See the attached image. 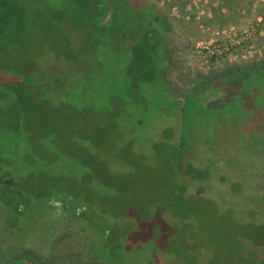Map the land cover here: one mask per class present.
Instances as JSON below:
<instances>
[{"label": "rangeland", "instance_id": "obj_1", "mask_svg": "<svg viewBox=\"0 0 264 264\" xmlns=\"http://www.w3.org/2000/svg\"><path fill=\"white\" fill-rule=\"evenodd\" d=\"M140 1L165 21V74L180 102L185 93L211 79L264 63V9L260 15L249 13V23L243 27L225 21L205 27L191 22L185 6L175 11L177 0ZM33 9L28 7L29 18L18 28L17 39L28 46L22 52L38 60L43 74H50L52 66L62 69L66 86L74 87L72 101L62 93L54 105L39 106L44 119L41 130L54 139L46 153L49 159L52 154L59 160L62 153L78 162L77 175L57 169V177L65 182H41L38 189L59 190L86 202L89 215L100 225H114L111 246L120 260L130 264H145L148 259L151 264H264V207L251 209L249 205L251 197L264 196V149L252 150L249 129L245 134L237 127L231 132L220 129L214 135L213 150L207 151L208 145L203 144L195 156L188 150L180 160L175 146L182 143L177 137L182 104L176 116L164 118L161 125L154 121L151 127L143 120L151 113L138 111L140 104L128 95L123 100L129 103L125 113L136 111L142 126L139 120L126 118L121 128L120 118L126 116L113 100L115 79H110L109 89L98 85L91 73L95 62L86 44L97 37L90 31L64 27L60 35V26L50 25L41 13L30 16ZM249 24L258 25L252 41L210 66L199 65L198 42L207 40L213 30ZM86 76H91L89 81ZM135 82L140 92L141 81ZM97 86L103 87L100 96L93 94ZM166 127L171 131L163 134L161 129ZM38 227L27 239L0 238L4 256L0 259L5 264H96L87 258L88 248L81 243L90 235L87 226L63 219L49 238L43 236L45 228ZM12 242L18 245L15 250L9 247Z\"/></svg>", "mask_w": 264, "mask_h": 264}, {"label": "trees", "instance_id": "obj_2", "mask_svg": "<svg viewBox=\"0 0 264 264\" xmlns=\"http://www.w3.org/2000/svg\"><path fill=\"white\" fill-rule=\"evenodd\" d=\"M32 6L30 16L41 13L50 25L60 26V35L64 27L90 31L97 37L86 44L95 62L91 73L98 85L106 84L109 89L113 85L110 79H115L113 100L119 102L122 115L126 116L120 118L121 125L126 118L139 120L136 111L125 113L129 103L123 100L127 95L140 104L138 111L151 113L143 119L151 127L154 121L161 125L164 118L176 116L178 105L182 104L181 130L177 136L182 143L175 146V155L180 160L186 158L188 150L195 156L203 144L208 145L207 151L213 150L214 135L223 128L231 132L237 127L242 134L249 129V146L254 151L264 149V63L211 79L197 90L185 93L180 102L165 74V21L159 12L140 0H0V238L27 239L38 226L45 228L43 236L49 238L63 219L70 218L91 230L81 242L88 248L87 258L91 262L130 264L120 260L111 246L114 225H100L97 218L89 215L86 202L59 190L38 189L41 182H65L57 177V169L69 172L70 176L77 175L78 162L62 153L59 160L52 154L49 159L46 153L48 143L54 139L51 133L41 130L44 119L39 106L54 105L62 93L67 101H72L74 87L66 86L68 79L62 77V69L52 66L50 74H43L38 60L27 58L22 52L28 46L17 39L18 28L24 26L29 18L28 7L31 11ZM40 6L42 11L35 10ZM90 78L85 77L87 81ZM138 78L142 84L140 92L134 86ZM98 87H94L93 94L100 96L103 87L100 90ZM220 118L223 121L219 122ZM141 124L139 120L138 126ZM169 131L171 128L161 129L163 134ZM95 187L100 189L98 184ZM51 199L63 204L55 217L56 210L49 204ZM249 205L251 209L264 207V196L251 197ZM17 246L9 244L11 250ZM143 263L151 264L149 259Z\"/></svg>", "mask_w": 264, "mask_h": 264}, {"label": "crops", "instance_id": "obj_3", "mask_svg": "<svg viewBox=\"0 0 264 264\" xmlns=\"http://www.w3.org/2000/svg\"><path fill=\"white\" fill-rule=\"evenodd\" d=\"M175 7L179 11L183 6L191 14V22L211 27L222 24H234L240 27L249 23V13H262L264 9V0H177ZM207 15L208 17H205Z\"/></svg>", "mask_w": 264, "mask_h": 264}, {"label": "built area", "instance_id": "obj_4", "mask_svg": "<svg viewBox=\"0 0 264 264\" xmlns=\"http://www.w3.org/2000/svg\"><path fill=\"white\" fill-rule=\"evenodd\" d=\"M258 22H261V19ZM257 33V24H249L244 28L231 26L225 30H213L207 40L198 42L195 46V55L199 65L207 67L231 55L252 41Z\"/></svg>", "mask_w": 264, "mask_h": 264}, {"label": "clouds", "instance_id": "obj_5", "mask_svg": "<svg viewBox=\"0 0 264 264\" xmlns=\"http://www.w3.org/2000/svg\"><path fill=\"white\" fill-rule=\"evenodd\" d=\"M49 204L52 208H54L56 210V212L53 214L54 217L56 215H58L63 208L62 202L60 200H57V199H51L49 201Z\"/></svg>", "mask_w": 264, "mask_h": 264}, {"label": "water", "instance_id": "obj_6", "mask_svg": "<svg viewBox=\"0 0 264 264\" xmlns=\"http://www.w3.org/2000/svg\"><path fill=\"white\" fill-rule=\"evenodd\" d=\"M0 264H5V262L2 259H0Z\"/></svg>", "mask_w": 264, "mask_h": 264}]
</instances>
